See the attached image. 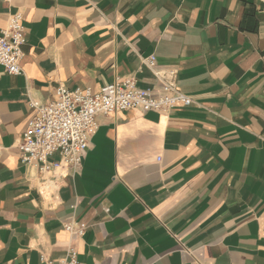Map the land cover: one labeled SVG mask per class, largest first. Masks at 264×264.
<instances>
[{"label":"crops","instance_id":"obj_1","mask_svg":"<svg viewBox=\"0 0 264 264\" xmlns=\"http://www.w3.org/2000/svg\"><path fill=\"white\" fill-rule=\"evenodd\" d=\"M17 12L23 75L0 66V264L70 246L81 264H264V0H0V33ZM151 56L194 105L98 116L76 174L21 162L31 101L128 76L159 88Z\"/></svg>","mask_w":264,"mask_h":264},{"label":"built area","instance_id":"obj_2","mask_svg":"<svg viewBox=\"0 0 264 264\" xmlns=\"http://www.w3.org/2000/svg\"><path fill=\"white\" fill-rule=\"evenodd\" d=\"M23 21L21 12L11 15L7 27L0 33V66L12 76L23 75L22 62L27 43ZM143 62L160 83L159 88H139L137 79L128 76L117 78L96 93L61 86L55 90L52 101H31L29 106L34 110V116L29 120L19 146L21 162L37 166L40 174L64 168L76 174L81 170L91 139L98 131V116H113L130 110L167 114L176 107L194 105V100L177 88L176 71L159 70L156 56L143 59ZM64 229L74 239H81L86 234L85 226L74 219L64 224ZM41 262L81 264L72 246L64 258L53 261L42 255Z\"/></svg>","mask_w":264,"mask_h":264}]
</instances>
